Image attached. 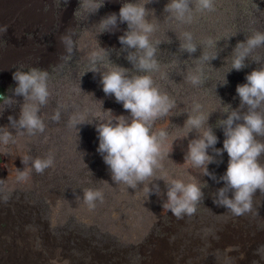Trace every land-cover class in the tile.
<instances>
[{
	"label": "rangeland",
	"instance_id": "1",
	"mask_svg": "<svg viewBox=\"0 0 264 264\" xmlns=\"http://www.w3.org/2000/svg\"><path fill=\"white\" fill-rule=\"evenodd\" d=\"M123 2L147 9L146 20L155 26L150 41L160 42L159 69L150 75L160 92L174 102L168 116L153 126V131L167 133L162 147L169 156L163 157L155 177L136 189L112 180L97 152L95 127L121 115L130 116V112L114 95L103 92L101 73L89 71L98 67L106 72L118 65L131 74H144L133 69L119 42L127 23L115 32L102 33L101 19L118 14ZM169 2L0 0V25H8L7 32L0 34V92L10 94L9 89L17 86L13 73L31 68L49 72L52 92L48 105L41 109L44 133L18 136L15 144H0V264H264V193L254 195L252 212L235 216L213 202L223 182L217 183L204 175L203 167L185 161L189 141L197 138L196 131L185 126L189 115L210 116L208 123L215 126L227 118L222 113L229 104L239 107L236 87L247 82L250 72L231 70L233 51L248 36L264 33V0H213L212 11L199 10L197 0H192L190 23L164 11ZM69 31L74 33L75 52L64 59L59 38ZM186 32L197 45L193 54L180 50ZM217 52L214 60L199 59L203 53L212 56ZM94 55L101 58L96 64L91 62ZM252 55L260 61L253 62L254 66L264 65V47ZM201 69L205 82L193 85L187 77L200 75ZM226 79L227 85H221ZM16 99L23 103V97ZM196 105L200 108L194 111ZM58 106H62L61 120L55 123L51 116ZM19 112V105L7 108L0 116V126L9 124V115L18 119ZM81 115L93 123L77 127L70 123ZM206 128L207 123L200 131ZM214 131L219 138L216 147L222 148L223 130ZM258 139L264 141V137ZM50 154L53 167L43 174L33 170L26 180L18 179L24 168L21 156L45 158ZM228 160L225 152L223 163L209 164L208 170L219 177L226 172ZM260 162L264 163V155ZM157 177L162 179L153 183L159 184L161 196L148 193ZM174 179L196 183L205 193L196 212L182 219L162 206L167 199L166 182ZM84 189L100 190L103 202L97 200L90 208L84 201Z\"/></svg>",
	"mask_w": 264,
	"mask_h": 264
},
{
	"label": "clouds",
	"instance_id": "2",
	"mask_svg": "<svg viewBox=\"0 0 264 264\" xmlns=\"http://www.w3.org/2000/svg\"><path fill=\"white\" fill-rule=\"evenodd\" d=\"M192 0H170L164 11L174 13L175 18L181 22L192 21ZM101 5L100 7H102ZM98 7L96 11L99 10ZM199 10L212 11L213 0H197ZM147 9L132 2H123L119 13H110L103 17L100 24L104 32H115L119 25L127 23V30L119 37L123 45V52H127L126 59L133 65V69L143 75L131 74L128 68L116 65L114 69L101 72L98 67L89 71L101 73L100 83L107 96L115 97L117 103L130 112V116H118L116 119L99 122L95 125L98 133L99 146L97 152L101 154L104 163L108 166L112 180L115 184L124 183L129 188L136 189L155 177L161 167V160L169 153L163 151L162 142L167 133L163 130L153 131V126L158 119L168 116L174 102L167 94L161 93L155 86L150 73L159 69L156 53L160 44L150 41V34L155 31V26L146 20ZM8 25H0V34L6 33ZM71 31L61 35L59 40L63 44L66 55L70 59L75 52V42ZM184 42L180 50L193 54L197 45L193 42L191 33H184ZM211 43V42H210ZM264 47V33L256 32L248 36L246 42H238L233 51V64L231 70L240 71L248 66L246 61L254 51ZM219 52L209 56L202 54L200 60L211 61L218 57ZM101 59L93 56L92 63L96 64ZM253 62L260 63L259 59ZM88 71V72H89ZM87 73V72H86ZM200 75H189L187 79L193 85H202L205 81ZM13 79L17 82L15 88H10V94L0 93V116L7 108L20 107L19 118L8 116L9 124L0 126V144L5 146L15 144L18 136H35L44 133L46 124L41 116V109L46 107L52 92L49 88V72L39 68L27 71L16 70ZM246 83L238 84L236 93L240 104L233 108L230 104L222 113L226 119L221 118L215 126L208 123L207 118L201 113L189 115L185 126L195 130L197 138L188 143L185 161H191L197 167L204 168V175L217 183L223 182V187L216 190L213 202L217 207H223L235 216H242L253 211V197L257 192L264 193V163L260 157L264 155V65L254 69L246 75ZM226 81L221 85H227ZM9 93V92H8ZM16 97H23L21 104ZM61 107L58 106L51 120L59 123L61 120ZM200 108L195 106V110ZM130 117V119L126 118ZM70 123L77 125L88 122L83 115L73 117ZM207 123L203 132L200 130ZM214 128L223 130V147L217 148L219 138ZM15 130V134L13 131ZM211 153L209 154V150ZM227 153L229 160L226 172L217 175L208 170V165L223 163V155ZM23 170H19L18 179L23 181L35 171L43 174L45 170L54 166V156L33 158L30 155L21 156ZM148 188V193L157 196L163 194L159 184L153 183ZM3 180H0L2 183ZM167 199L163 202V209L170 211L178 219L185 215L191 216L197 210V205L204 201L205 193L196 183H184L174 179L166 182ZM84 201L90 208L95 207L97 200L103 202V193L100 190L84 189ZM79 198V197H77ZM243 258V256H241Z\"/></svg>",
	"mask_w": 264,
	"mask_h": 264
},
{
	"label": "trees",
	"instance_id": "3",
	"mask_svg": "<svg viewBox=\"0 0 264 264\" xmlns=\"http://www.w3.org/2000/svg\"><path fill=\"white\" fill-rule=\"evenodd\" d=\"M253 59H254V56L252 55V57H249V60L246 61V63L248 64V66L246 68H244L243 70H240V71H237V72H241L242 73V71H243V72L246 73V72H251L254 69H256L257 68L256 65L254 66V64H252L253 63V61H252ZM0 91L3 92V90L1 88H0ZM238 104H240V102Z\"/></svg>",
	"mask_w": 264,
	"mask_h": 264
},
{
	"label": "bare ground",
	"instance_id": "4",
	"mask_svg": "<svg viewBox=\"0 0 264 264\" xmlns=\"http://www.w3.org/2000/svg\"><path fill=\"white\" fill-rule=\"evenodd\" d=\"M0 93H1V92H0ZM62 231H64V230H61V229L59 230V232H62ZM54 260H55V259H54Z\"/></svg>",
	"mask_w": 264,
	"mask_h": 264
}]
</instances>
